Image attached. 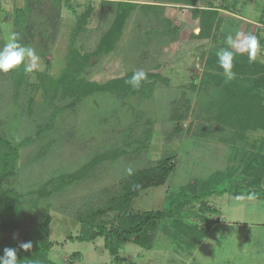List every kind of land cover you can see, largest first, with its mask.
<instances>
[{
	"label": "rangeland",
	"instance_id": "1",
	"mask_svg": "<svg viewBox=\"0 0 264 264\" xmlns=\"http://www.w3.org/2000/svg\"><path fill=\"white\" fill-rule=\"evenodd\" d=\"M192 5L0 0V46L9 28L19 29L25 34L21 42L40 57L31 74L23 66L0 73V136L18 146L14 173L2 186L11 196L10 208L0 212V251L21 237L39 240L47 221L46 239L53 244L48 258L56 264H264V200L227 194L183 204L175 220L159 224L150 250L127 244L117 257L121 262L107 253L100 237L88 243L68 239L80 232L75 216L103 209L118 195L129 168L134 173L169 160L166 184L142 191L129 209L134 214L164 210L184 188L219 190L228 178H260L264 188V0H195ZM210 7L218 12L217 30L201 28L206 25L202 10ZM88 9L85 21H79ZM122 11L121 29L111 33V49L105 50L102 38ZM237 31L260 39L253 61L233 49L246 57L244 66L256 67L241 86L258 102L237 103L262 109L263 119L254 127L244 112L234 111L215 55L226 47L225 37ZM135 71L147 73L139 89L125 83ZM64 72L73 75L59 85ZM80 80L123 87L90 94L54 114L71 101L63 96L64 87ZM53 114L51 128L38 134L37 126ZM201 204L218 213H202ZM118 216L112 210L98 221L116 223ZM212 225L214 231L202 241Z\"/></svg>",
	"mask_w": 264,
	"mask_h": 264
},
{
	"label": "trees",
	"instance_id": "2",
	"mask_svg": "<svg viewBox=\"0 0 264 264\" xmlns=\"http://www.w3.org/2000/svg\"><path fill=\"white\" fill-rule=\"evenodd\" d=\"M177 3H182L184 5H192L195 0H171ZM108 3L107 1H104ZM118 8L123 7L122 3H119ZM193 6V5H192ZM130 8V6H129ZM24 16L25 13L22 10H19ZM17 11L18 16L20 12ZM90 9L88 12L81 16L79 21L84 22L87 16L89 15ZM205 21L202 24V29L217 30L216 25L214 26V20L218 15L217 10L212 7L209 10H202ZM126 11L119 13L115 19L112 32L108 33L102 38L101 46L105 50H110L112 46L111 33L116 35L121 29V25L124 21ZM25 18V17H24ZM218 20V19H217ZM20 25V24H18ZM25 33H30L29 27L23 25ZM19 32V29L15 30ZM21 35V41L25 40V34ZM246 57L241 54H234L233 60V71L236 73V79L226 80L225 76L222 77V84L224 87L227 86L229 89L228 92L231 93V101H233V108L235 112L243 113L250 117L254 127L259 124V121L263 119L262 110L259 106L254 104H249L248 108L245 106H237L239 101H249L254 102L258 100L257 95H252L248 90V87L241 86L243 80L251 79L252 76L257 72L255 66H244ZM244 62V63H243ZM243 63V64H242ZM242 64V66H241ZM69 65V64H68ZM241 67V68H240ZM72 76L73 72H64L62 78L58 82L59 85H63V79L65 76ZM242 77V78H240ZM241 80V81H240ZM238 83V84H237ZM123 86L113 85L108 83L105 85H96V84H83L80 80L76 83L73 81L71 84L64 87L62 90L63 96L70 98V103L66 106H63L61 109L57 108L54 110V114H60L65 109H70L75 107L81 99L85 96L95 93H101L104 90H117ZM238 87V90L234 89ZM258 102V101H257ZM243 104V103H240ZM245 105V104H244ZM253 106V107H252ZM255 106V107H254ZM245 110V111H243ZM51 117L50 122L37 126V133L40 134L43 131H47L51 128L54 117ZM17 151L18 146H13L9 141L3 139L0 136V212L4 213L10 207L7 206L8 197L11 196V192L3 191L2 186L5 180L14 173L15 163L17 160ZM169 160H163L160 164H155L154 166L144 168L142 170L131 173L119 182L118 195L108 200L103 209H95L83 214H77L75 216L76 221L80 224V232L76 237H69V240H74L78 242H93L96 238L103 239V246L107 253L113 257L117 258L121 249L127 244H133L142 249L150 250L153 247L155 233L158 230L159 224L165 221L175 220L177 209L181 208L185 203H195L201 202L202 199L208 198L210 196H223L225 194L236 197L237 195L251 193L254 194L255 200H264V188L261 187L260 178H248L240 180H227V186L221 189H215L208 192L196 191L188 192L181 190L178 194H175L173 198L168 202L167 207L164 210L148 211L143 213H130L129 209L131 207L132 201L138 197V195L149 188L164 186L168 180L170 174V168L168 166ZM264 166V165H263ZM264 170V167H263ZM116 210L118 211V218L114 222H102L100 220L106 213L109 211ZM200 211L206 214H217L218 211L214 208L207 206V204H201ZM178 215V214H177ZM98 221V222H97ZM109 224V225H107ZM174 225V224H173ZM178 226V225H176ZM209 231V230H208ZM208 231L205 232L202 237V241L207 235ZM40 239L36 240L33 238L21 237L13 240L5 248H15L17 249V259L18 264H56L49 260L48 254L52 248V243L49 242L47 238V221L41 226V232L39 233ZM32 242V249L28 252L22 251L19 249V244L21 242ZM202 243V242H201ZM3 248L0 251V255H3ZM73 258H79L78 253H74ZM121 262L119 258L116 259V262Z\"/></svg>",
	"mask_w": 264,
	"mask_h": 264
},
{
	"label": "clouds",
	"instance_id": "3",
	"mask_svg": "<svg viewBox=\"0 0 264 264\" xmlns=\"http://www.w3.org/2000/svg\"><path fill=\"white\" fill-rule=\"evenodd\" d=\"M196 34H199L200 29L197 28ZM224 43L226 47L219 48L216 52L217 63L220 68L223 69V75L226 80L230 81L236 78V73L233 71L234 51L241 54L246 53L249 60L256 59L257 53L260 50V39L253 33H242L237 31L235 37L233 35H227ZM40 57L37 55L35 48L30 45L23 44L21 42V35L19 32L12 28L7 30L6 41L0 46V73H9L14 69H19L23 66L25 74H31L38 69ZM147 73L144 71H135L132 76L125 80L127 85H130L133 89H139L141 82L146 80ZM131 174L132 169L126 170ZM254 194L237 195L235 199H253ZM33 245L31 241L21 242L19 249L28 252L32 249ZM0 264H18L17 249L5 248L3 255H0Z\"/></svg>",
	"mask_w": 264,
	"mask_h": 264
},
{
	"label": "crops",
	"instance_id": "4",
	"mask_svg": "<svg viewBox=\"0 0 264 264\" xmlns=\"http://www.w3.org/2000/svg\"><path fill=\"white\" fill-rule=\"evenodd\" d=\"M219 218L221 217V215L220 216H218ZM219 221H221V218L219 219ZM218 221V222H219ZM217 222V223H218ZM211 231H214V225H212V227L209 229V231H208V233H207V235L211 232ZM207 235L205 236V238L207 237ZM205 238H204V240H205Z\"/></svg>",
	"mask_w": 264,
	"mask_h": 264
}]
</instances>
